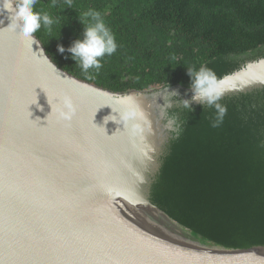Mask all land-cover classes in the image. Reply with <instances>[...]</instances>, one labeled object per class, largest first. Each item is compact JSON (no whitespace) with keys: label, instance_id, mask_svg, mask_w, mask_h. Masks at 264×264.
<instances>
[{"label":"water","instance_id":"95a60500","mask_svg":"<svg viewBox=\"0 0 264 264\" xmlns=\"http://www.w3.org/2000/svg\"><path fill=\"white\" fill-rule=\"evenodd\" d=\"M0 19V264H264V247L204 242L151 199L174 129L171 96L191 100V87L112 91ZM221 79L222 98L264 88V57ZM64 96L70 121L59 115ZM123 97L143 113L139 135L133 122L105 123Z\"/></svg>","mask_w":264,"mask_h":264},{"label":"trees","instance_id":"16d2710c","mask_svg":"<svg viewBox=\"0 0 264 264\" xmlns=\"http://www.w3.org/2000/svg\"><path fill=\"white\" fill-rule=\"evenodd\" d=\"M36 7L60 18L50 34H35L51 58L116 92L191 87L188 67L203 64L221 78L264 57V0H72V7L38 0ZM89 8L102 14L118 44L99 73L90 70L91 79L70 53L58 51L83 37L79 12ZM186 95L171 96L174 129L152 201L204 242L264 247V88L222 98L228 111L218 128L211 127L214 108L179 106Z\"/></svg>","mask_w":264,"mask_h":264},{"label":"clouds","instance_id":"9594fccd","mask_svg":"<svg viewBox=\"0 0 264 264\" xmlns=\"http://www.w3.org/2000/svg\"><path fill=\"white\" fill-rule=\"evenodd\" d=\"M62 2L67 4V7H72V0H62ZM37 3L38 0H0V16L10 20L6 27L18 31L22 37L30 39L32 46L34 43H39L35 39L37 32L43 29L50 34L53 26L60 22L59 17H53L47 11L38 10ZM57 3L58 0H52L53 7L57 6ZM79 20L84 25L83 37L76 39L67 50L63 45H60L58 51L70 53L76 65L80 67L87 78L91 79L93 77L90 70L99 73L103 67L102 59L116 53L118 44L115 34L106 24L99 11L89 8L79 12ZM3 24L4 19H0V25ZM40 52L43 58L51 63L43 54V49ZM172 59L175 60V56ZM53 66L55 67V65ZM188 74L191 78V100L178 99L179 106L193 111L192 102H198L209 108H214L215 115L211 127H220L228 111L227 106L219 102L225 93L222 86L223 80L218 78L214 70L203 64L198 69L188 67ZM122 99L127 102L126 107L122 111L113 109L114 112L119 113V116L109 115L105 117V123L112 120L123 123L124 128H127L129 123L133 122L130 129L131 133L134 136L139 135L143 128L135 121L142 120L143 113L132 103V97H123ZM58 100L62 104V110L59 113L60 118L70 121L76 111L73 100L69 96L58 98ZM177 135H179V126L177 127Z\"/></svg>","mask_w":264,"mask_h":264}]
</instances>
